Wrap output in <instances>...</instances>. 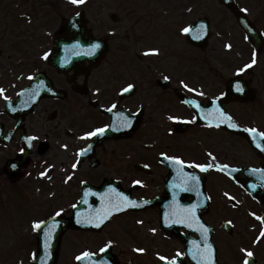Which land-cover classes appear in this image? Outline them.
<instances>
[{
  "label": "rangeland",
  "instance_id": "rangeland-1",
  "mask_svg": "<svg viewBox=\"0 0 264 264\" xmlns=\"http://www.w3.org/2000/svg\"><path fill=\"white\" fill-rule=\"evenodd\" d=\"M236 1L239 8L264 34V0ZM160 7H163L162 13H158L161 12ZM175 9L178 11L174 14ZM79 10L84 11L85 19L94 35L110 36L108 37L109 50L105 59H119L120 70H122V60L131 59L132 55L129 51L132 49L136 54L145 58L136 60L133 57L137 61L136 66L139 72L145 71L148 74L144 65L145 61L149 59V62H153L161 70H163L162 65L166 70L178 68L179 71H183L184 69L187 76L188 72H195L198 74L196 75L198 79L207 78L206 83L213 87L218 84L216 79L223 82L228 75L232 74L235 71L234 68L241 65L240 61H246L242 65L251 64L252 73L248 76L255 89L254 98L244 103L230 104L229 109L234 115L240 116L238 118L242 119V122L257 123L264 131V47L258 54L259 56H255L247 43L243 41L240 30L233 23L232 14L219 6L217 0H85L82 4H73L71 0H0V52L2 53L0 55V89H3V92L0 93V113L3 97H13L16 90L26 85L37 68L41 67L40 63L38 65L31 61L44 58L46 51L51 47L52 35L57 29L59 19L73 15ZM112 13H115L116 17L113 18ZM198 16L207 17L211 26V37L208 45L202 51L193 48L185 40L180 41L179 37L175 35L178 29L181 28L182 31ZM167 18H170V21ZM164 21L170 27L164 26ZM128 26L134 31L132 35L124 30V27ZM154 26H156L155 35H149L150 29ZM112 30L114 34L109 35L108 33ZM149 37L150 39L146 41L145 39ZM169 41H173L176 46L172 51ZM179 43L180 45L177 47ZM227 45L231 47H227ZM151 49L158 50L154 54L156 55L154 58L145 54L146 50ZM166 52H170L169 55L176 58L170 56L169 58L165 57L168 59H158V57H163ZM10 59H30L20 69L22 76L18 79H15L16 76H14V80H10L7 66ZM253 59L256 61L254 64H252ZM160 60L161 65L158 63ZM174 61L177 62V65L174 64ZM181 64H183V68ZM44 65L42 64V67ZM98 72H100L99 69ZM124 73L126 77L129 76L127 71ZM120 78H125V76L122 75ZM168 113L173 114L174 112L168 111ZM148 114L151 117L157 114L155 107H150ZM0 120L3 123L8 122L3 115H0ZM186 136L185 138H187ZM220 138V141L216 138L211 142L215 145L212 149H216L218 153L221 149L223 152L229 150V144H231L233 150H242L250 159L254 156L248 146L246 149L235 137L221 136ZM179 145L185 146L184 143L181 144V141H179ZM120 147L122 152L125 146ZM195 151L198 150L192 152ZM7 152L0 147V161L8 156ZM177 153L183 154L185 158H194L191 154L187 155L184 150H179ZM229 161H239V159L233 157ZM97 176L95 174L94 177ZM1 179L3 177L0 174V264H32L30 262L33 257L32 253H29V257H27L29 240H23L26 245V250L23 251L20 242L16 239V233L24 225L19 222L28 215L38 219L39 216L52 212L55 207L57 208L55 210L63 211L64 209L59 205L73 199L74 185L68 183L65 187L61 183L48 182L49 185L41 183L39 188L31 191L34 182L29 179V185L26 188L28 190L23 191L27 195L28 205L20 197L24 196L21 194L22 192L15 193L10 188H6ZM145 179L148 181L150 177ZM153 183H156V180ZM48 193L54 194L52 200L45 204L43 199L47 197ZM2 199H4L3 202ZM33 205L34 207H32ZM252 209L259 210L260 207L245 201L243 205L234 207L233 210H229V213L221 215H231L235 218L244 216L243 213L252 211ZM140 214L138 216L122 214L114 217L100 234L77 231L66 234L60 252L59 264H68L69 258L79 250L96 248L107 242H114L115 248L164 247L170 256L174 255L177 245L165 239L157 231L156 218H153L154 211L147 210ZM217 214H220V211ZM136 219H139V222H136ZM1 223L5 228L1 227ZM29 235L30 232L26 229L24 236L29 237ZM235 237L233 236L232 239ZM15 242L18 247H14ZM17 249L18 252H16ZM262 255H264L263 252Z\"/></svg>",
  "mask_w": 264,
  "mask_h": 264
},
{
  "label": "flooded vegetation",
  "instance_id": "flooded-vegetation-1",
  "mask_svg": "<svg viewBox=\"0 0 264 264\" xmlns=\"http://www.w3.org/2000/svg\"><path fill=\"white\" fill-rule=\"evenodd\" d=\"M100 69V72L93 71ZM111 67L106 64L100 63L93 71H91L86 77L87 84V92L86 94H81L79 92H75L70 89L71 83L75 82L77 84H82L84 81L83 74H77L71 80V82L67 83L65 78L61 76L57 79V82L61 85L66 86L69 91L65 93L63 99L57 98H44L39 102V105L30 113L24 120L27 129L30 131V134L34 137L33 139V154L32 160L30 161L29 166L33 168L31 171L33 173L34 168L38 169L41 167H45L46 165H59L64 167L65 169H69L71 163L75 159L77 155L76 147L79 145V135L87 133L90 129L91 124L100 123V126L105 125L109 116L105 115L102 112H98V106L91 108L89 105L90 99L95 100L97 105H105L106 107H112V110L118 109V107L123 106L120 105L121 102H124L125 105L132 106L135 103V100H130V98H120L117 92V99L113 100L111 103L110 96L105 93L101 88H98L104 81L111 75L110 72ZM59 87V86H58ZM95 103H91L95 105ZM90 107H89V106ZM115 105V107H113ZM130 109V111H136V109ZM90 109V110H89ZM144 114V109H140ZM148 127V123L145 125ZM7 128V127H6ZM135 132L130 137V143L123 151H120V139H111L106 140V142H102L96 149L93 155L92 160H82L81 164L76 165V170H84L87 174H97L103 176H112L117 177V179L121 182L127 180L131 181L132 177H135L138 172L137 169V155H136V147L134 144V140L136 139ZM64 134L66 136V147L65 150L60 151L58 154L53 153L54 144L56 140ZM39 136L35 138V136ZM15 135L13 136V141H15ZM80 147L84 146L87 140L83 141ZM19 144V142H17ZM109 144V145H107ZM158 145L156 149H160ZM160 153V152H159ZM156 151H149L143 157V163L145 165H151L149 172L150 175H154L152 172H161L163 171V175L167 172L165 166L159 162L158 155ZM157 159V162H153L154 159ZM102 159V160H101ZM79 165V166H78ZM23 175V174H22ZM31 175V174H30ZM162 175V176H163ZM150 182L157 179H149ZM218 182L216 176H205V185L206 191L211 197L212 188L215 183ZM230 182V181H226ZM215 187V186H214ZM140 188V186H139ZM224 188L222 189L221 201L220 203L214 202V197L209 201V209L205 214L206 217L216 219L219 224L222 220H229L231 215H221L222 213H229L231 210L230 204L233 203V199L231 195L226 196V188L227 183L224 184ZM229 191V190H227ZM230 194H232V189H230ZM216 207L220 211V215L216 213L213 214L212 208ZM231 220V219H230ZM220 228V227H219ZM221 235L223 230H214V234ZM223 234V233H222ZM263 238V237H262ZM259 257L256 259L264 264V255H262L263 245H259Z\"/></svg>",
  "mask_w": 264,
  "mask_h": 264
},
{
  "label": "water",
  "instance_id": "water-1",
  "mask_svg": "<svg viewBox=\"0 0 264 264\" xmlns=\"http://www.w3.org/2000/svg\"><path fill=\"white\" fill-rule=\"evenodd\" d=\"M224 2L227 3V5H229V0H224ZM247 32L250 34V36H254L256 38V40L258 42H260V39L258 38L254 28L251 25H248L246 27ZM205 30H207L205 28ZM207 36V34L205 35ZM201 40L198 41H193L194 43H198L200 45L204 44V37ZM61 44H65V43H61ZM94 41L84 38L83 40L81 38H75L73 41H71L70 43H66L64 46L58 48V53L57 55L52 58V59H56V61L54 63H59L58 59H83L84 57H87L89 59H93L94 55L98 56L99 54H102L103 51V47H101L99 45L98 48H96L94 51L92 50ZM76 47H79L83 50L86 51L85 52H81V53H75L74 50L76 49ZM92 50V52H91ZM100 192V191H97ZM102 194L99 193V199H102ZM101 197V198H100ZM123 200H125V198H122ZM83 204V203H82ZM80 205L79 207L74 208V214L73 217L68 218V219H63L61 220L57 225L56 228H48V227H42L43 229L39 231L38 237H39V253L36 259V264H42V262L47 261L44 264H54L55 260H56V256H57V250H58V244H59V239L61 234L63 233V231L67 228V227H72V228H83V229H99L100 226L102 225V223H100V217L98 218H94L92 223H78L77 221H81L80 220V216L83 213V209H84V205ZM128 208H130L129 204L127 203ZM111 212V215L115 212H119L116 211V209H111L110 211L106 212L104 215H106L107 213ZM102 215V216H104ZM167 215V214H166ZM110 216V215H109ZM168 218L170 220H173L174 222H176L179 218L177 213H174L172 211L168 212ZM105 221V220H104ZM103 221V222H104ZM82 222V221H81ZM100 223V226L97 227L96 225ZM166 223L163 222V227L165 228V230L167 232H170L171 227L170 225H168V227L165 226ZM41 232V233H40ZM52 232V234L50 233ZM53 239L52 243L49 245L46 243V241ZM44 246H47L49 249L46 250L45 248H43ZM46 258V259H45Z\"/></svg>",
  "mask_w": 264,
  "mask_h": 264
},
{
  "label": "snow or ice",
  "instance_id": "snow-or-ice-1",
  "mask_svg": "<svg viewBox=\"0 0 264 264\" xmlns=\"http://www.w3.org/2000/svg\"><path fill=\"white\" fill-rule=\"evenodd\" d=\"M71 2H72L73 4H82V3L85 2V0H71ZM245 11H246V10H245ZM182 31L185 32V33H187V32L189 31V28H184V29H182ZM98 47H99V45H98V44H95V45H93L92 50L94 51V50H95L96 48H98ZM227 47H231V46H230V45H227ZM150 52H152V53H157L158 50H157V49H151ZM45 56H47V53L45 54ZM255 62H256L255 59H253L252 64H254ZM245 67H246V68L251 67V64H249V65H245ZM240 71H243V69H241ZM165 79H168V77H165ZM133 87H134V85L129 84V85H127V87H125L124 89H122V91H123V92H128V91H130ZM185 87H187V85H185ZM2 92H3V89H0V93H2ZM113 107H115V105H113ZM109 110H111V109H109ZM169 119H175V117H169ZM104 130H105L104 128H97V129L93 130L92 132H88V133H86L85 135H86L87 137H91V136H95V135H97V134H103ZM248 131L255 133V132H256V129H248ZM261 135L264 136V133H261ZM33 139H34V137H33ZM65 147H66V146H65ZM162 155H163V154H162ZM167 159H169V160H176V161H177L178 163H180V164H183V163H184V161L179 160V158H176V157H167ZM194 166L200 168V169L203 170V171H206L208 168L212 167V165H199V164L194 165ZM75 167H76V165L73 164V168H75ZM223 167L226 168L227 165H224ZM41 175H44V173H42ZM192 179H196V178H195V177H192ZM136 183H140V182H139V181H136ZM125 199H126V198H125ZM128 203H129V204H135L134 201H129ZM73 207H75V206H73ZM194 207H195V206H194ZM194 207H193V209L188 210V211H189L190 213H192V214H194ZM121 210H122V209H120L119 207L116 208V211H121ZM56 215L59 216V215H60V212H57ZM109 215H111V212H109V213H107L106 215H104L103 217H101V219H100V223H103V221H104L105 219H107ZM253 215H255V214H253ZM256 218L259 219V220H261L262 223H264V218H261V217H256ZM77 222H78V223H81V221H79V220H78ZM100 223H98L96 226L99 227V226H100ZM43 224H44V221H36V222H33V229H34V230H40V229H41V226H42ZM229 224H231V221H229ZM189 227H191V224H189ZM201 228L203 229L204 232H207V229H206V228H203L202 225H201ZM153 231H155V229H153ZM260 237H264V230L261 231V233H260ZM257 239L259 240V237H258ZM110 243H111V242H109V244H110ZM108 246H109V245H105V247H104V248H101L100 251H101V252H104L105 249H106ZM136 251H137V252H144L145 249H142V248H141V249H136ZM242 251H244V252H245V255H246V259L244 260L243 264H249V261H248L247 257H252L254 254H253L251 251H248V250H242ZM177 255H180V254L177 253ZM92 256H93V254H92L91 252H87V251H85V252L81 253L80 255H78V256L76 257V260H77V261H80V260H84V259L91 258ZM159 258H160L161 260H168V258H167V257H164V256H160ZM100 264H103V262H100ZM170 264H176L175 259H172V260L170 261ZM203 264H212V262H211V245H208V251H207V253H206V259L204 260Z\"/></svg>",
  "mask_w": 264,
  "mask_h": 264
}]
</instances>
